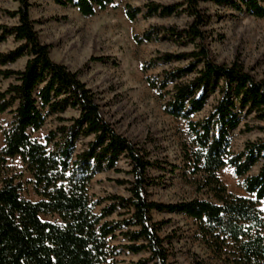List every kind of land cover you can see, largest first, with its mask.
Returning a JSON list of instances; mask_svg holds the SVG:
<instances>
[{
  "label": "trees",
  "instance_id": "obj_1",
  "mask_svg": "<svg viewBox=\"0 0 264 264\" xmlns=\"http://www.w3.org/2000/svg\"><path fill=\"white\" fill-rule=\"evenodd\" d=\"M15 1L14 10L0 8L17 19L11 26L0 24V42L11 36L17 43L13 49L0 51V78H12L0 91V113L11 115L2 130L0 161L19 157L39 200L22 198L20 184L13 177L2 179L0 264H110L123 251L148 254L128 264H171L168 246L159 235L163 221H154L153 211L192 218L205 247L223 264H264V137L247 141L239 152L229 148L230 132L239 125L242 114L264 121V79L255 80L238 61L224 64L212 59L199 28L204 15L197 8L198 0H185V9L193 16L185 33L190 41L198 40L195 51L163 53L151 59L150 67L157 61L188 62L164 70L162 78L149 85L161 97L167 96L162 106L167 114L187 121L191 142L186 167L198 177L194 182L197 189L210 198L168 203L148 197L147 188L152 184L148 170L157 163L105 120L94 93L77 72L51 59L50 45L40 41L30 17V1ZM52 1L72 6L83 16L114 3ZM205 1L264 18V0ZM143 9L126 4L125 15L130 20L141 13L144 18L168 16L176 7L150 1ZM158 30L151 27L135 40L152 41L158 38ZM167 33L163 35H173V31ZM22 57H26L23 68L7 67ZM213 94L218 97L208 113L193 120ZM67 109H75L77 115L61 116ZM51 116L58 121L55 129L43 141L34 138L32 133ZM259 128L264 131V126ZM121 157L127 160L130 179L117 183L127 185V196L110 194L92 201L89 182L97 173L115 169ZM257 164V172L249 173ZM226 165L243 178L246 196L228 191L219 178L218 171ZM41 214L56 215L59 222L44 221ZM114 214L120 218H111ZM190 264L201 262L193 259Z\"/></svg>",
  "mask_w": 264,
  "mask_h": 264
},
{
  "label": "rangeland",
  "instance_id": "obj_2",
  "mask_svg": "<svg viewBox=\"0 0 264 264\" xmlns=\"http://www.w3.org/2000/svg\"><path fill=\"white\" fill-rule=\"evenodd\" d=\"M29 1L30 17L40 41L50 45L51 59L77 72L79 79L94 93L105 120L117 132L144 148L148 158L157 163L148 170V177L152 180L147 188L148 197L167 203L195 197L210 198L207 192L197 189L194 182L198 177L186 167L185 155L191 142L187 121L167 114L162 107L167 96L161 97V93L149 85L151 80H160L164 70L184 66L188 62L157 61L150 67L151 59L163 53L195 51L198 40L190 41L185 33L193 22V16L185 9V0H113L112 5L104 9L96 8L90 16L81 15L72 6H59L52 0ZM150 1L175 6L176 9L168 16L144 18L141 13L130 20L125 15L126 4L141 7V12H144V4ZM17 5L15 0H0V8L4 10H14ZM197 8L204 15L199 28L212 59L224 64L238 61L255 80L264 79V18L205 0H198ZM16 22V18H10L0 10V24L11 26ZM151 27L159 29L158 38L145 42L135 40V36H140ZM169 31H173L172 36L163 35ZM15 46L17 43L9 36L0 42V51L5 52ZM25 61L26 57H22L7 67L21 69ZM11 81L12 78H0V91ZM217 97V94L211 95L204 108L192 119L206 115ZM60 115L69 118L76 116L77 111L67 109ZM10 118V113H0V148L3 145L2 130L7 127ZM57 125L55 116L47 117L32 136L43 141L47 132ZM259 126H264V121L255 119L252 114H242L239 125L230 132V151L239 152L247 141L263 138L264 131ZM259 165H255L249 173H256ZM128 170L127 160L121 157L115 169L97 173L88 184L90 199L95 201L110 194L127 196V185L118 184L117 180L130 179ZM218 176L228 191L246 196L242 188L243 178L237 176L229 165L221 168ZM6 177H13L20 184L22 198L39 200L33 190L32 177L19 157L0 161V185ZM106 203L104 201L103 204ZM94 209L98 213L99 206ZM152 217L154 221H163L159 235L168 246L171 264H190L193 259L201 264H223L205 247L192 218L156 211L152 212ZM40 218L59 222V218L52 214H41ZM111 218L120 216L114 214ZM147 255L123 251L110 264H128Z\"/></svg>",
  "mask_w": 264,
  "mask_h": 264
}]
</instances>
